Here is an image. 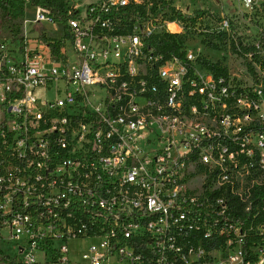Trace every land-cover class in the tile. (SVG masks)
Returning <instances> with one entry per match:
<instances>
[{"label": "built area", "instance_id": "obj_1", "mask_svg": "<svg viewBox=\"0 0 264 264\" xmlns=\"http://www.w3.org/2000/svg\"><path fill=\"white\" fill-rule=\"evenodd\" d=\"M142 2L71 3L65 23L36 6L28 22L58 36L0 34V228L18 264H264V223L252 241L221 194L264 166V89L156 51ZM190 164L218 185L189 188Z\"/></svg>", "mask_w": 264, "mask_h": 264}, {"label": "rangeland", "instance_id": "obj_2", "mask_svg": "<svg viewBox=\"0 0 264 264\" xmlns=\"http://www.w3.org/2000/svg\"><path fill=\"white\" fill-rule=\"evenodd\" d=\"M94 1L69 0L65 6L76 3L80 15L84 16L88 5ZM184 4L187 9L190 8V12H194L190 15L192 20L188 14L177 12L178 7ZM35 9L36 6L25 1L23 17L8 19L4 18V11L0 8V34L19 39L24 26L31 36L37 35L43 26L49 36H58V22H43L42 26L40 23L28 22L33 18ZM140 10L151 16L148 27L153 33L152 37L163 33L176 35L181 51L192 57L198 73L205 72L203 59L218 62L226 68L227 76L236 85L255 91L264 89V6L246 11L233 0H143ZM195 11L201 13L197 15ZM171 23L175 29L169 25ZM47 94L51 96L52 92ZM260 111L264 113V104ZM229 175L233 177V183L226 188L231 193L223 188L221 194L229 201L230 209L237 208L243 214L250 202L254 201L256 192L264 189V166L258 161H252L238 166ZM185 184L191 189L200 184L199 188L203 185L207 191L218 185L201 164H190L187 167ZM258 209L259 206L252 203L251 211L256 212ZM21 241L11 237L6 227L0 228V251L8 258V262L0 260V264H11L10 261L13 264L19 263L21 256L18 244Z\"/></svg>", "mask_w": 264, "mask_h": 264}, {"label": "trees", "instance_id": "obj_3", "mask_svg": "<svg viewBox=\"0 0 264 264\" xmlns=\"http://www.w3.org/2000/svg\"><path fill=\"white\" fill-rule=\"evenodd\" d=\"M26 0H0V8L4 11V18H15L23 17L24 14V5ZM29 4L32 6H40L47 8L53 12L55 15L56 21L65 23L67 17L65 13V5L68 0H28ZM177 12H184L188 14L190 20L193 17L190 15L194 12H190V8L187 9L184 4L183 7H178ZM201 12L195 11V14L199 15ZM40 36H43L41 30L39 31ZM149 43L153 46L156 51L162 53L165 57L178 56L183 58L184 52L181 51L178 42L176 41V35L171 33H163L161 35L153 36L149 39ZM203 66L213 72L214 74H223L227 75V70L225 67H222L218 62H211L209 60H202ZM255 199L260 201L262 206H264V191L256 192ZM230 216H233L235 219L241 220L243 222H249L251 220V235L252 241L254 238V232L257 230V226L261 223H264V210L244 212L243 214L239 213L237 208L231 209L228 211ZM254 258V257H253ZM0 260L2 262H8V258L0 251ZM11 264L13 262L10 261Z\"/></svg>", "mask_w": 264, "mask_h": 264}, {"label": "crops", "instance_id": "obj_4", "mask_svg": "<svg viewBox=\"0 0 264 264\" xmlns=\"http://www.w3.org/2000/svg\"><path fill=\"white\" fill-rule=\"evenodd\" d=\"M68 1H69V0H68ZM74 2H75V1H74ZM76 2H77V1H76ZM75 4H76V3H75ZM26 21H27V20H26ZM24 29H25V26H24ZM25 30H26V29H25ZM40 30L43 31V32L45 33V29L43 28V26H42V29H40ZM40 30H38V33H39ZM31 32H32V31H31ZM38 33H37V34H38ZM47 35H48V34H47ZM48 36H49V35H48Z\"/></svg>", "mask_w": 264, "mask_h": 264}, {"label": "bare ground", "instance_id": "obj_5", "mask_svg": "<svg viewBox=\"0 0 264 264\" xmlns=\"http://www.w3.org/2000/svg\"><path fill=\"white\" fill-rule=\"evenodd\" d=\"M170 26H171L173 29H175V25H174V24L171 23Z\"/></svg>", "mask_w": 264, "mask_h": 264}]
</instances>
